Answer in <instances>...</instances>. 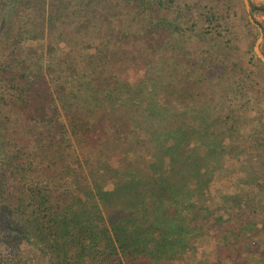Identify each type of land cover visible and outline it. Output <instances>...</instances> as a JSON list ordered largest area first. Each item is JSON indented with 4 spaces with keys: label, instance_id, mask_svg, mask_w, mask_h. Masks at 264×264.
<instances>
[{
    "label": "trees",
    "instance_id": "1",
    "mask_svg": "<svg viewBox=\"0 0 264 264\" xmlns=\"http://www.w3.org/2000/svg\"><path fill=\"white\" fill-rule=\"evenodd\" d=\"M175 3L0 0V136L14 151L0 159V264H188L202 224L229 225L217 237L229 264H264L258 250L237 252L259 236L244 232L247 211L237 225L207 208L222 154L245 157L252 139L221 141L223 121L234 130L228 117L176 98L178 77L182 89L195 86L190 66L199 82L234 97L232 75L216 89L206 69L224 64L218 46L207 56L203 47L205 36L229 30V16L202 5L194 20L186 2ZM255 14L264 6L251 7ZM99 175L111 183H94ZM248 215L263 231L264 209Z\"/></svg>",
    "mask_w": 264,
    "mask_h": 264
},
{
    "label": "rangeland",
    "instance_id": "2",
    "mask_svg": "<svg viewBox=\"0 0 264 264\" xmlns=\"http://www.w3.org/2000/svg\"><path fill=\"white\" fill-rule=\"evenodd\" d=\"M176 6H182L185 2L193 9V18H198L197 14L202 5L216 6L220 11L229 16V30L221 31V35L215 34L216 38L213 39L212 35H207L205 44V56L209 51L210 45L216 44L223 56L224 64L215 65L210 62L207 65V72H212V78L219 82L216 89L223 88L230 85L228 74L232 75L231 84L236 82L240 85L233 98L223 96L220 91H215L203 82H199L196 78L197 68L189 67V78L186 82H193L195 86L182 89L184 77H178L175 87L180 91V96H176L179 102L183 105L195 103L200 107L203 104L217 108L224 117H228V124L234 127L233 131L227 132L226 122H224L225 134L219 135L221 141L224 139L233 140L237 143H245L246 139L251 138L250 148L248 147V155L238 156L231 159L228 154H222L220 164L215 166L213 174L210 176L212 185L208 191V210L216 211V214L222 215L224 219H228L229 215H234V220L239 221L237 225L243 224L241 217L242 211H247V225L244 232L247 235L259 234L252 241L251 249L246 248L245 245H238L237 252L241 256H245L253 250H258L259 254L264 256V229L262 224L254 215L248 214L252 211H257L259 208L264 209V196L261 191L256 187L257 183L263 181L264 174L261 178L254 172L258 169L264 172V153L259 154V151L264 150V63L258 57V53L264 57V16L255 14L249 16L251 7L264 6V0H247V5L244 0H175ZM249 7V9H248ZM182 12L179 10L178 14ZM177 14V15H178ZM250 23L251 25H248ZM208 29L213 28L214 24L211 22L206 26ZM25 46L35 47L33 42H25ZM257 49V52L255 51ZM257 57L262 64L258 63ZM185 65L188 67L189 62ZM200 65H203L202 63ZM202 67V66H200ZM142 70L134 72L132 70L126 71L125 75L134 78L141 73ZM221 74L224 76L220 79ZM220 79V80H218ZM253 81L256 83L254 84ZM213 90L215 92H213ZM219 92V93H218ZM228 102V104H226ZM62 113V111H61ZM229 115V116H227ZM14 118V117H13ZM221 117V121H222ZM222 122V123H223ZM231 137V139H230ZM7 141L0 136V159H6L13 154L11 147L7 146ZM23 144L18 146L21 148ZM240 169L239 175H235V181L230 182L227 179V173L231 169ZM3 169H0V174ZM85 170V178L89 180L92 172ZM248 172L249 177L246 178L245 173ZM234 176L233 174H230ZM209 177V178H210ZM94 183L104 186L111 183V181L104 179L100 175L94 178ZM251 185L248 188L246 185ZM93 185V184H92ZM236 198L234 199V197ZM237 208L234 212L231 210ZM228 225V224H227ZM227 225L221 228L211 229L209 224L200 225L196 233L197 240L193 254V261H188L190 253L185 255L183 259L188 261V264H229L225 259L220 256L224 240H217L228 233ZM229 226V225H228ZM172 264H178L174 262Z\"/></svg>",
    "mask_w": 264,
    "mask_h": 264
},
{
    "label": "water",
    "instance_id": "3",
    "mask_svg": "<svg viewBox=\"0 0 264 264\" xmlns=\"http://www.w3.org/2000/svg\"><path fill=\"white\" fill-rule=\"evenodd\" d=\"M245 4L247 5V0H244ZM249 9V7H248ZM255 51L257 52V49L255 48ZM258 53V52H257ZM258 57L263 61L264 63V57L258 53Z\"/></svg>",
    "mask_w": 264,
    "mask_h": 264
}]
</instances>
